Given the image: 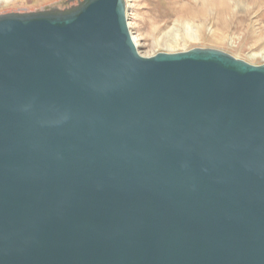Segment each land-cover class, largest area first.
I'll list each match as a JSON object with an SVG mask.
<instances>
[{
    "label": "water",
    "instance_id": "95a60500",
    "mask_svg": "<svg viewBox=\"0 0 264 264\" xmlns=\"http://www.w3.org/2000/svg\"><path fill=\"white\" fill-rule=\"evenodd\" d=\"M0 264H264V65L143 57L125 0L0 15Z\"/></svg>",
    "mask_w": 264,
    "mask_h": 264
},
{
    "label": "rangeland",
    "instance_id": "374dc122",
    "mask_svg": "<svg viewBox=\"0 0 264 264\" xmlns=\"http://www.w3.org/2000/svg\"><path fill=\"white\" fill-rule=\"evenodd\" d=\"M83 0H0V15L67 11ZM143 57L216 49L264 65V0H125Z\"/></svg>",
    "mask_w": 264,
    "mask_h": 264
},
{
    "label": "bare ground",
    "instance_id": "6f19581e",
    "mask_svg": "<svg viewBox=\"0 0 264 264\" xmlns=\"http://www.w3.org/2000/svg\"><path fill=\"white\" fill-rule=\"evenodd\" d=\"M137 45V44H136Z\"/></svg>",
    "mask_w": 264,
    "mask_h": 264
}]
</instances>
